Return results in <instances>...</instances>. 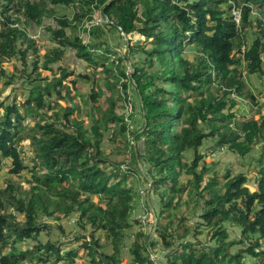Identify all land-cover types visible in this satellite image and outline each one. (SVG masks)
I'll use <instances>...</instances> for the list:
<instances>
[{
	"label": "trees",
	"instance_id": "16d2710c",
	"mask_svg": "<svg viewBox=\"0 0 264 264\" xmlns=\"http://www.w3.org/2000/svg\"><path fill=\"white\" fill-rule=\"evenodd\" d=\"M230 1L233 11L243 9L242 3L252 10H242L236 17L221 0H0L1 75L6 74L5 59L16 54V42L29 45L23 57L30 47L38 55L34 40L17 24L39 25L49 18L54 22L45 27L52 45L43 55V67L51 64L49 78L34 73L36 66L20 76L31 85H20L24 113L19 112L12 89L0 100V169L8 161V173L20 175L27 170L32 174L25 178L26 189H20L11 177L0 189V264H74L81 256L86 264H119L123 243L134 225L131 215L143 196L125 182L141 160L152 178L150 194L159 196L155 225L150 222L157 239L143 237V228L134 234L128 247L130 264H153L149 246H160L164 264H264V166L255 170L256 190L250 191L242 173L230 176L228 171L220 176L215 172L205 179L208 168L199 150L208 140L210 153L226 148L244 157L257 143H264V120L235 117L231 111L233 94L258 103V89L248 87L243 72L259 80L264 76V26L251 16L253 11L264 20V0ZM62 9L71 10V16L60 14ZM97 14L111 22L84 26ZM110 32L121 37L127 54L110 47L106 40ZM69 49L90 71L68 69L64 57ZM137 49L145 55L133 63L128 76L121 62ZM189 51L191 57L186 54ZM14 78L10 75L4 87H12ZM80 80L91 83L89 95L78 84ZM130 83L135 84L143 122L133 137L135 144L125 154L128 121L124 113L116 114L115 107L117 100L127 101ZM76 97L85 111L89 101H106L103 115L99 106H93L100 117L92 120L90 129L74 117L82 108ZM49 110L51 121L43 118ZM26 114L32 120L23 124ZM111 128L116 129L115 147L103 150L101 141ZM26 139L29 151L23 144ZM139 139L141 149L136 144ZM21 152L30 154L21 158ZM121 153L119 160L116 156ZM122 164L127 169L121 170ZM181 176L186 178L182 181ZM138 181L147 183L148 178L143 174ZM55 211L61 216H55ZM73 213L88 234L64 242L39 238L42 231L49 234L51 230L44 218L60 220ZM17 215L24 220H17ZM225 222L240 228L239 238L229 239ZM134 223L140 225L139 220ZM97 230L106 232L110 254L100 251ZM74 241L80 244L72 248ZM238 243L244 247L232 250Z\"/></svg>",
	"mask_w": 264,
	"mask_h": 264
},
{
	"label": "rangeland",
	"instance_id": "374dc122",
	"mask_svg": "<svg viewBox=\"0 0 264 264\" xmlns=\"http://www.w3.org/2000/svg\"><path fill=\"white\" fill-rule=\"evenodd\" d=\"M233 1L230 0H221V3L223 5H225L226 8H231L229 6V4H233ZM13 5V4H11ZM245 7H243L242 10H246L248 8H251L248 4H243ZM231 10L233 11V9L231 8ZM239 11V12H240ZM60 14H67V16H71V10H66V9H62L61 11H59ZM237 10L233 11V14H235L236 17H239ZM98 15V14H97ZM97 15H95V17H97ZM260 15L259 13L256 12H251V16L252 18L255 19V22L257 23H261L264 26V20H260ZM100 18V15H98ZM21 20L23 21L24 19L21 18ZM2 23V17L0 16V26ZM51 23H54L53 20L51 18L49 19H44V21H42L41 24L39 25H34L32 23H30L29 25H24V24H20L18 23L17 26H19L20 28L24 29L27 31L29 37L31 39L34 40L35 42V47L38 50V55H36L35 53H31L33 51V47H30L27 56L23 57L22 51L25 50L26 47H28V43L24 42L23 45L21 44V41L16 42V44L19 47L15 48L16 54L13 55V58H7L5 59V61L3 62V66H4V70L6 72V74H0V100H2L3 98H5V96L10 92V90L12 89V91L10 93H16L15 96V100L16 102L18 101V104L20 105V107L18 108L19 112H23V108H22V104L23 101L25 100V98L21 95L20 90L21 87L20 85H24L25 87L29 84L26 83V80L22 81V79L20 78L21 75L26 74L27 72L31 71V68H35V71H33L34 73L36 72H40V78H44V77H48L49 75H51V64L49 65L48 68H44L43 67V62H44V53L46 52L47 49L51 50V42L50 39L47 37V34L45 32V27L47 25H51ZM235 25L238 24V19L236 18L233 22ZM80 37H82V39H85L84 41L88 40V36L86 35V37L84 38L83 34H79ZM107 43L110 44V47L118 52L119 54H127L128 52V47L125 46V44L121 41V37L114 32H110L107 36ZM138 41V39L136 40ZM138 44V42L136 43ZM135 43L133 45H136ZM48 51V50H47ZM100 51H98L97 53H99ZM187 56L191 57L192 56V52H187L186 53ZM145 52L141 51L139 49L135 50V52L132 54H130V57L127 58L126 61L121 62V66L124 67L125 73L128 74V76H130L129 74L133 71V63L138 61V58H140L141 56H144ZM128 56V55H127ZM262 67L264 69V52L262 53ZM64 61L65 63L68 65V69L69 70H74L75 72H88L90 71L89 66L86 64V62H84L83 60H80L78 58H76L74 51L72 50H67L65 53V57H64ZM57 65H53L52 67L56 68ZM50 68V69H49ZM113 68L115 69V73L118 75V69L115 68L113 66ZM244 67L240 68V72L242 73L244 71ZM10 75H13L15 78L13 80V84L12 87H4V82L9 78ZM120 77V75H119ZM49 78V77H48ZM243 78L246 81L248 87L252 88V90H257L258 89V94L257 95V104L253 103L252 100L248 99V97L246 95H244L243 97L239 96V95H234V100H235V105L231 108L232 113L235 114V117H242V116H248L250 118H254L257 119L259 121H263L264 120V76L259 80L255 75L253 74H245L243 72ZM123 78L121 77L119 80V88H120V84L123 82ZM69 87L73 89V85L70 82L69 84V79L66 80ZM78 84H83L84 85V91L86 93H88V95L91 92V88L92 85L90 82H84L82 80L78 81ZM131 84V83H130ZM131 85L133 88H131ZM128 85V89L126 92V98L127 101L123 102V100H117V104L115 107V112L118 115H123L124 113V120L128 121V126L125 132L126 138H127V150L125 153V147L122 146V144L120 143V148L122 150H124V153L127 154L130 152V147L135 144V141L133 142V137L138 133V131L140 132V130L138 129L141 126V123L143 122V119L141 117V113H140V109H141V103L138 97V93L137 90L134 88L135 84H131ZM31 86V85H29ZM28 86V87H29ZM5 88V89H4ZM103 89L106 90V87L103 86ZM97 90V88H96ZM260 91V92H259ZM262 91V92H261ZM73 92V91H72ZM121 94V93H120ZM128 95V97H127ZM106 96H110V92L106 90ZM122 97L124 96V94L121 95ZM7 99L4 100V102H6ZM75 101L77 103H79V105L82 107L80 109L79 112H75L74 113V117L80 118L81 120L84 121V124L90 129V127L93 124L94 119L100 117L99 112H97L96 110L94 111L93 106H99L101 111V115H103V112H105V110L103 109L104 104H105V100L99 99L97 104H94L92 101H89L88 103V108L87 111H85L83 109V105L80 102L79 98H75ZM9 102H11V100L9 99L8 102L6 104H8ZM60 103L63 106L67 105V102L65 100H61ZM124 105V107H123ZM260 107V109H259ZM226 111V110H225ZM51 110L48 111L47 115H45L43 118H48L51 121ZM25 119L22 120L23 124H28L30 123V121L32 120L30 115L26 114L25 115ZM114 128L108 129L107 131H105L104 134V138L101 141V147L103 148V150H112L115 145L112 143V139L114 137ZM129 131L131 132V134L129 133ZM90 136V133H89ZM117 138V135H115ZM117 139L118 142H120V138L118 137ZM141 140L139 139L136 144L138 143V145L140 146L141 149ZM23 144H25V150L29 151L28 149V144H29V140L26 139L23 141ZM130 144V145H129ZM118 145V146H119ZM209 146H211V142L210 141H206L203 146H201V148L199 149L202 153H204V159L206 161V168H208V171L206 173L205 179L207 177H210L213 175V173L218 172L220 174V176H224V174L226 172L229 171L230 176H234L236 174H244L247 176L248 180L246 182V185L249 187L250 191H255L256 190V178H257V173L255 170H257L258 168H261L264 166V164H262V162H264V143H257L254 148L253 151L250 152L249 154L245 155L244 157H240L238 156L236 153H232L229 152L226 148L224 149H219V148H215V150L213 151V153H210V148ZM209 148V149H208ZM208 151V153H206ZM212 151V150H211ZM124 153H121L120 156H116L118 157V159L120 160L122 158V155ZM139 153H142L141 150H139ZM29 152L25 155L26 157L29 156ZM23 152L20 153V157L23 158L25 157ZM112 156L115 157V155L112 153ZM187 156L191 159L193 157V153L189 152L187 153ZM26 164H29L30 166L32 165L29 162H26ZM9 162L7 161L5 163V165L0 169V189L4 187V184H6V180L9 179L10 177L13 178L15 181H17V185L20 189L24 188L26 189L27 186L29 185V183H27L26 179H30L32 174H30L27 170H24L20 175L17 174H11L8 173V169L10 166ZM138 167V168H137ZM123 169H127L126 165L122 164L121 165V170ZM133 170H135V174H132V177L128 178L127 182H125L126 185H129L132 187V189H134L136 191V193L138 194V196L140 197V200L138 201V207H136L134 213L131 215V219H133V229L129 235V238H127L122 246V254L120 255L121 260L119 264H130V255H129V250L128 247L130 245V243H132L133 239H134V234L140 232V229L143 228L144 234L143 237L146 238V235L148 237H150V239H152L151 237H153L155 239V235H154V231L152 228H150V224L152 223V225H155V221H153V217L155 216L156 213L159 212L158 207H160V201H159V196L158 195H151V190L149 189V185H146V191L144 190L143 186L146 183H142V181H138L139 177L142 176L143 174L147 176L150 184L152 182V178L151 176H148L145 171L147 169V164L144 160L139 161V164L137 165L134 164V166L132 167ZM137 169V170H136ZM184 176L180 177V180H184ZM110 183H112V180L110 181ZM204 184V182L202 183ZM142 185V186H141ZM94 201H96L94 199ZM149 208L151 210H149ZM54 215L57 216H61V213L59 211H55ZM17 220H21L23 221L24 218L20 215H17ZM78 220V215L76 213L70 214L67 217H65L64 219H60V220H56L53 217H47L44 218L43 221L47 222L50 227V233L47 234L46 231H42L39 235L40 239L42 241L47 240L48 238H51L53 241H67V240H72L73 237L77 234H88L89 231L88 230H83L81 225L77 222ZM134 220H139L140 225L134 223ZM151 222V223H150ZM224 226L226 227V230L228 231L229 234V239L232 238H239L240 236V228L238 226L232 225L229 222H225ZM135 227V230H134ZM61 229L63 230L64 233L61 232ZM105 231L104 230H97L95 232V237L97 239H99V243L103 246L101 248L100 251H102L105 254H110L111 253V246L108 244L109 242L105 239ZM142 237V238H143ZM90 237H87L86 240H89ZM157 239V238H156ZM155 239V240H156ZM199 239L201 241H204L205 236L204 235H200ZM159 240V238H158ZM263 246H264V240L262 241ZM80 244V242H76L74 241L72 245L73 247H78V245ZM203 245H207V243H203ZM153 246V245H152ZM244 247L243 244L238 243L235 244L232 247V250H235L237 248L240 247ZM150 248V253L151 255L149 256L150 259H152L154 261L153 264H164L165 263V258H164V251L160 249V246H154L153 248L151 246H149ZM81 252V250H80ZM88 261L84 256H81V258L77 259L74 261V264H86ZM42 264V263H41ZM53 264V263H50ZM103 264L104 261H103ZM117 264V263H114Z\"/></svg>",
	"mask_w": 264,
	"mask_h": 264
},
{
	"label": "built area",
	"instance_id": "2783aa9c",
	"mask_svg": "<svg viewBox=\"0 0 264 264\" xmlns=\"http://www.w3.org/2000/svg\"><path fill=\"white\" fill-rule=\"evenodd\" d=\"M102 21H104V22H111L108 19V17L100 15V18H99V16H97L96 18H94V20L89 21V22H86L84 24V26H89L90 23H96L97 24V23L102 22ZM118 29L121 31V34L124 36L125 41H127V38H126L125 34L122 32V30L120 29V27H118ZM146 185H149V189H150V182H149V180L146 183ZM144 190L146 191V186H145ZM149 210H151V209L149 208ZM153 221H155L154 217H153Z\"/></svg>",
	"mask_w": 264,
	"mask_h": 264
},
{
	"label": "water",
	"instance_id": "95a60500",
	"mask_svg": "<svg viewBox=\"0 0 264 264\" xmlns=\"http://www.w3.org/2000/svg\"><path fill=\"white\" fill-rule=\"evenodd\" d=\"M239 5H243V4H239Z\"/></svg>",
	"mask_w": 264,
	"mask_h": 264
},
{
	"label": "clouds",
	"instance_id": "9594fccd",
	"mask_svg": "<svg viewBox=\"0 0 264 264\" xmlns=\"http://www.w3.org/2000/svg\"><path fill=\"white\" fill-rule=\"evenodd\" d=\"M243 4V3H242Z\"/></svg>",
	"mask_w": 264,
	"mask_h": 264
},
{
	"label": "crops",
	"instance_id": "0c3cea01",
	"mask_svg": "<svg viewBox=\"0 0 264 264\" xmlns=\"http://www.w3.org/2000/svg\"><path fill=\"white\" fill-rule=\"evenodd\" d=\"M40 238V237H39Z\"/></svg>",
	"mask_w": 264,
	"mask_h": 264
}]
</instances>
